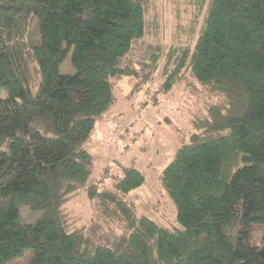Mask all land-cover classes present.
I'll return each mask as SVG.
<instances>
[{
  "label": "trees",
  "instance_id": "obj_1",
  "mask_svg": "<svg viewBox=\"0 0 264 264\" xmlns=\"http://www.w3.org/2000/svg\"><path fill=\"white\" fill-rule=\"evenodd\" d=\"M151 10L153 0H0V264L27 252L25 264H264V234L253 242L255 226L264 233V0H199L170 44ZM159 69L164 92L198 84L205 104L161 175L181 227L123 200L146 182L133 167L112 190L89 188L123 227L103 244L69 227L66 203L91 176L86 142L117 101L115 80L141 84ZM22 205L42 215L21 222Z\"/></svg>",
  "mask_w": 264,
  "mask_h": 264
},
{
  "label": "rangeland",
  "instance_id": "obj_2",
  "mask_svg": "<svg viewBox=\"0 0 264 264\" xmlns=\"http://www.w3.org/2000/svg\"><path fill=\"white\" fill-rule=\"evenodd\" d=\"M199 0H153L157 10H151L149 19L163 24L164 41L170 44L178 38L185 39L184 32ZM157 12V15H156ZM181 30H178L180 29ZM183 28V29H182ZM185 33V32H184ZM71 70V71H70ZM62 73L73 72L70 57L61 67ZM164 78L161 69L147 82L130 77L115 80L116 103L96 123L86 142L92 154L91 176L80 185L77 194L66 203L70 228L84 227L86 232L103 244L110 245L115 234L123 227L119 222H107L99 209L98 200L91 198L89 188L114 189L115 182L129 168L141 170L145 184L123 196V200L137 215H146L157 223L180 228L176 207L161 182L163 169L174 157L182 137H188L195 115H204L201 87L196 84V93L185 84H177L170 91L162 90ZM200 92H199V91ZM8 91L1 90L0 96L7 97ZM21 222L37 220L41 210L21 206ZM261 226H255L253 242L263 239ZM26 256L15 258L9 264H25Z\"/></svg>",
  "mask_w": 264,
  "mask_h": 264
}]
</instances>
